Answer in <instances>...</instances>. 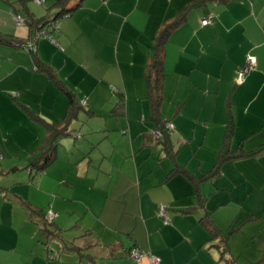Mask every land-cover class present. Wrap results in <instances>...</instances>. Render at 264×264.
Instances as JSON below:
<instances>
[{
    "label": "crops",
    "instance_id": "0c3cea01",
    "mask_svg": "<svg viewBox=\"0 0 264 264\" xmlns=\"http://www.w3.org/2000/svg\"><path fill=\"white\" fill-rule=\"evenodd\" d=\"M57 1L0 0V264H150L129 258L135 248L159 264H264L254 229L264 222V0H75L50 27L55 44L30 20ZM178 22L163 47L170 157L152 139L147 74ZM250 57L255 69L238 82ZM66 87L86 101L75 121L89 116L88 127L73 122L46 174L23 183L16 172L37 168L47 124L65 122ZM28 227L34 238L14 239ZM75 228L72 244L37 240Z\"/></svg>",
    "mask_w": 264,
    "mask_h": 264
},
{
    "label": "trees",
    "instance_id": "16d2710c",
    "mask_svg": "<svg viewBox=\"0 0 264 264\" xmlns=\"http://www.w3.org/2000/svg\"><path fill=\"white\" fill-rule=\"evenodd\" d=\"M29 0H18V2L22 3L24 6H26V3ZM75 0H58L56 4L54 5L55 11L46 16L43 19H31L30 25L34 29V33H37L38 31H41L45 28H50L53 26L54 22L57 21L59 18L68 15L69 13L73 12L78 6L71 7L73 2ZM26 21V20H25ZM28 24V23H27ZM179 25L178 23H173L169 25L164 31L161 33L159 39H158V49L156 51V57L154 58V61L150 65V70L147 74V82L149 87V97L152 105V121L157 125L156 132H159L161 134V137H154V133L152 134V139L156 141L157 143H162L167 150V153L170 157H172L174 153V146L169 141V130L168 129V122L165 121L162 118L161 115V106L163 102V79H164V71H163V65H164V42L166 38L169 36L171 32L175 30ZM41 70L45 73H47L51 78L56 79V76L52 73L51 69L48 67H43ZM60 87L65 85L59 81ZM68 99H69V107H68V114L65 118L64 124L61 126H56L53 124H47L48 129V137L45 142V148L46 151L42 157V159L37 162L36 164H33L36 166L38 170H45L50 164L54 162L56 159V152L59 143L62 139L70 136L72 133H70V128L73 122L78 119L79 113L84 107L86 106V101H82L79 103L77 100V97L74 93L67 90V87L65 88ZM120 97V105L116 107V114H120L124 110V95L119 94ZM155 132V133H156ZM229 137V134H228ZM225 154V152H224ZM227 154V152H226ZM223 157V156H222ZM208 228L211 230L212 235L214 238H220L222 234H220V231L216 229V227H213L212 223H208Z\"/></svg>",
    "mask_w": 264,
    "mask_h": 264
},
{
    "label": "rangeland",
    "instance_id": "374dc122",
    "mask_svg": "<svg viewBox=\"0 0 264 264\" xmlns=\"http://www.w3.org/2000/svg\"><path fill=\"white\" fill-rule=\"evenodd\" d=\"M35 2V1H34ZM36 3V2H35ZM37 5H44V4H38V3H36ZM87 114V113H86ZM87 116H88V114H87ZM88 119H89V116L86 118V120H82V119H80V123L78 122V121H75L74 122V124H76L77 125V123H78V125H79V129L81 130L83 127L85 128V127H88V125L86 126V124H87V122H88ZM80 139L78 138V141H79ZM76 153L77 154H79L78 153V151L77 152H75V153H73V154H75L76 155ZM80 155V154H79ZM80 157H82V155H80ZM30 160H32V159H30ZM22 166V168L25 166V165H21ZM32 170V168H26V169H23V170H20V171H18V172H16V175H19L16 179L18 180V178L19 177H21L22 179H21V182H27V180L30 178V179H36V182L41 178V177H43L45 174H46V172H47V169H45V170H34L33 171V173L32 174H30V172H32L31 171ZM30 175V176H29ZM10 177H12V178H9V179H6V180H4V182L7 184V182H9V180L11 179V182L13 181V177L14 176H10ZM34 181V180H33ZM33 181H32V183H33ZM3 182H1L0 184H2ZM4 183V184H5ZM34 184H35V182H34ZM4 186V185H3ZM24 187H27V185H24ZM63 191H65L66 192V190H69V189H67L66 187H63V189H62ZM54 194V193H53ZM77 207L78 208H82L80 205H77ZM18 209V208H17ZM126 220V219H125ZM262 225H263V227H264V222H262ZM262 225L261 224H259V225H255L254 226V229H255V232H257V234H260V236H259V239H264V228H261L262 227ZM23 227V226H22ZM19 228V227H18ZM25 228V227H24ZM15 231H17V233H13V237H14V239H19V240H21L22 242V244H25V243H27V241H29V239H32V238H34V235H35V232H34V230L32 231L31 230V228L30 227H28V228H26V229H17V230H15ZM31 233H33V236H32V234ZM43 233V234H42ZM38 237H37V240H38V242H40V243H43V241L46 243V244H48V243H57V244H60V242H61V245H65V244H67V242L69 241V238H75V237H77L78 235H76L75 237H74V235H75V233H77V229L75 228V229H73V230H70L68 233H67V236L64 234V233H61V232H59V233H56V232H54V231H51V230H49V232H47V233H44V232H42ZM81 232H79L78 234H80ZM30 236H32L31 238H30ZM80 236V235H79ZM79 239H81V238H79ZM70 242V241H69ZM71 243V242H70ZM73 243V242H72ZM71 243V244H72ZM79 244V243H78ZM53 246H55V245H53ZM70 248H72V245L70 246ZM62 249L63 248H61L60 249V252H62ZM243 249H245L243 246H242V244H237L236 245V252L237 253H239V252H241ZM245 251L251 256V258H250V260H254L253 258H256V257H258L257 256V254H256V252H254V251H252V249H245ZM59 252V253H60ZM219 252V251H218ZM264 252V251H263ZM263 252H260V254L259 255H261V256H263ZM145 253V252H144ZM254 254V255H253ZM129 258L130 259H132V260H134L133 258H131V256H130V254H129ZM145 258H148V257H146L145 256ZM135 261V260H134ZM137 263H138V261H137ZM141 263V262H140ZM150 264H151V262H150Z\"/></svg>",
    "mask_w": 264,
    "mask_h": 264
},
{
    "label": "built area",
    "instance_id": "2783aa9c",
    "mask_svg": "<svg viewBox=\"0 0 264 264\" xmlns=\"http://www.w3.org/2000/svg\"><path fill=\"white\" fill-rule=\"evenodd\" d=\"M34 1L36 3H38V4H43L44 3V0H34ZM16 19H17V25L18 26H23V25L26 24V21H25V19L22 16L17 15ZM212 21H213V18L210 16L209 18H207V19L202 21V25L203 26L211 25ZM50 30H51V28H49V29L46 28V29L41 30L39 32V34H38V38H41V37L47 38V39H49L50 41H52L53 43L56 44L55 40L50 35ZM23 47H25V48H27V49H29L31 51H34V49H35V47H34V45L32 43L24 44ZM255 66H256V59L253 58V57H250L248 59V65L238 72V82H242L245 79V77L247 76V74H249L251 71H253L255 69ZM168 129L173 130L174 129L173 124H169L168 125ZM154 137L155 138L161 137V134L159 132H156V133H154ZM166 210H167V207L166 206H162L160 208V214L167 219ZM54 217L55 216H54L53 212H50L48 214V219L49 220H53ZM130 256H131V258H133L135 261H138V262H140L143 257L148 256L149 259H150L151 264H159V260L156 257H154L151 254L147 255L146 253H144L143 251H141L140 249H137V248L133 249L130 252Z\"/></svg>",
    "mask_w": 264,
    "mask_h": 264
}]
</instances>
